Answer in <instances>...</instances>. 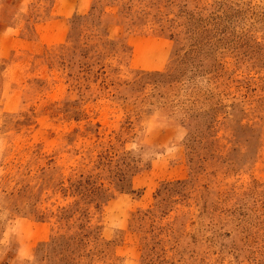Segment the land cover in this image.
<instances>
[{"label": "rangeland", "instance_id": "374dc122", "mask_svg": "<svg viewBox=\"0 0 264 264\" xmlns=\"http://www.w3.org/2000/svg\"><path fill=\"white\" fill-rule=\"evenodd\" d=\"M0 44V264H264V0H0Z\"/></svg>", "mask_w": 264, "mask_h": 264}, {"label": "crops", "instance_id": "0c3cea01", "mask_svg": "<svg viewBox=\"0 0 264 264\" xmlns=\"http://www.w3.org/2000/svg\"><path fill=\"white\" fill-rule=\"evenodd\" d=\"M20 39H23V38H20ZM14 50H15L14 45L11 46L10 44H0V57L9 56L11 52H13Z\"/></svg>", "mask_w": 264, "mask_h": 264}, {"label": "trees", "instance_id": "16d2710c", "mask_svg": "<svg viewBox=\"0 0 264 264\" xmlns=\"http://www.w3.org/2000/svg\"><path fill=\"white\" fill-rule=\"evenodd\" d=\"M182 183H183V182H181V181H178V182H177V184H182Z\"/></svg>", "mask_w": 264, "mask_h": 264}]
</instances>
